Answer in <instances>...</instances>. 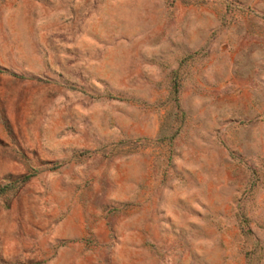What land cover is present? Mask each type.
<instances>
[{"label":"rangeland","instance_id":"1","mask_svg":"<svg viewBox=\"0 0 264 264\" xmlns=\"http://www.w3.org/2000/svg\"><path fill=\"white\" fill-rule=\"evenodd\" d=\"M0 264H264V0H0Z\"/></svg>","mask_w":264,"mask_h":264}]
</instances>
